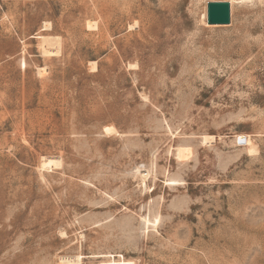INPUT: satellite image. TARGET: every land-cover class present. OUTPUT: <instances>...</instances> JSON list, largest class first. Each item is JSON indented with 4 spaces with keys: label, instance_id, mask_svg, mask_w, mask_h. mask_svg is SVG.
<instances>
[{
    "label": "rangeland",
    "instance_id": "374dc122",
    "mask_svg": "<svg viewBox=\"0 0 264 264\" xmlns=\"http://www.w3.org/2000/svg\"><path fill=\"white\" fill-rule=\"evenodd\" d=\"M208 1L0 0V264H264V0Z\"/></svg>",
    "mask_w": 264,
    "mask_h": 264
},
{
    "label": "bare ground",
    "instance_id": "6f19581e",
    "mask_svg": "<svg viewBox=\"0 0 264 264\" xmlns=\"http://www.w3.org/2000/svg\"><path fill=\"white\" fill-rule=\"evenodd\" d=\"M231 10H232V9H231ZM207 18H208V10H207ZM106 130H107V132H109V133L117 132L116 127L113 126V125H108V126L106 127ZM214 137H215V136L212 135V134H205L203 138H204V140H210V141H212ZM234 137H235V140H236L238 143H240L241 145L246 146L247 149H248V151H249L250 153H256V152L259 150V149H258V146H257V144H256V142H255V140L253 139V137H252L251 134H249V133H235ZM45 166H46V165H45ZM136 171L139 173V175H140V177H141V181H142L143 183L146 182V178H147L148 176H150V175H154L152 169H148V170L146 171V173H143L139 168H137ZM149 221H150V219H148L147 217H145V224H147ZM153 221H154V220H153ZM75 258H77V257H75ZM78 260H79V258H78ZM61 261H62V263H68L70 260H69V258L67 259L66 257H62V258H61ZM75 262L78 263L76 260H75ZM71 263H72V262H71Z\"/></svg>",
    "mask_w": 264,
    "mask_h": 264
},
{
    "label": "water",
    "instance_id": "95a60500",
    "mask_svg": "<svg viewBox=\"0 0 264 264\" xmlns=\"http://www.w3.org/2000/svg\"><path fill=\"white\" fill-rule=\"evenodd\" d=\"M232 2L230 0H210L207 3L209 24H228L231 22Z\"/></svg>",
    "mask_w": 264,
    "mask_h": 264
}]
</instances>
